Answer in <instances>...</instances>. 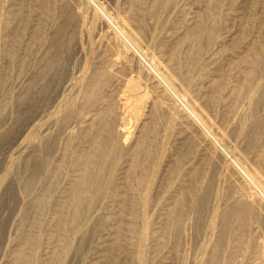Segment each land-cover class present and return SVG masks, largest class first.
Here are the masks:
<instances>
[{"label": "bare ground", "instance_id": "bare-ground-1", "mask_svg": "<svg viewBox=\"0 0 264 264\" xmlns=\"http://www.w3.org/2000/svg\"><path fill=\"white\" fill-rule=\"evenodd\" d=\"M0 44V264H264V0H0Z\"/></svg>", "mask_w": 264, "mask_h": 264}, {"label": "rangeland", "instance_id": "rangeland-1", "mask_svg": "<svg viewBox=\"0 0 264 264\" xmlns=\"http://www.w3.org/2000/svg\"><path fill=\"white\" fill-rule=\"evenodd\" d=\"M90 5H91V4H90ZM98 14H99V13H98ZM115 21H116V20H115ZM116 22H117V21H116ZM98 26H99V25H98ZM98 26H97V27H98ZM98 30H100V26L98 27ZM137 43L140 44L139 41H137ZM2 44H3V43H2ZM2 44H0V51H1V52H0V55H1V56H0V60L3 58V55H4V54L2 55V52L4 53V51H3L4 49H3ZM123 44H125V43L123 42ZM142 47H143V46H142ZM89 58H90V59H89V61H90L91 58H92L91 55L89 56ZM14 117H15V116H13V119H14ZM11 120H12V119H11ZM10 124H11V123H9V127L11 126ZM9 127H8V128H9ZM22 162L24 163L23 160L21 161V163H22ZM227 185H228V184L226 183V184H225V187H226ZM0 205H1V202H0ZM7 213H8V212H7ZM7 213L4 212V215H5L4 217H5V219H8V218H7V216H8ZM6 214H7V215H6ZM18 218H19V216H18Z\"/></svg>", "mask_w": 264, "mask_h": 264}]
</instances>
